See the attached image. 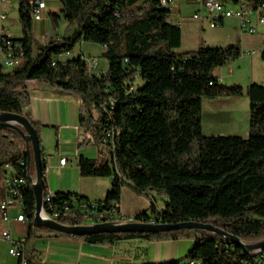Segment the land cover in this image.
<instances>
[{
	"label": "trees",
	"instance_id": "obj_1",
	"mask_svg": "<svg viewBox=\"0 0 264 264\" xmlns=\"http://www.w3.org/2000/svg\"><path fill=\"white\" fill-rule=\"evenodd\" d=\"M256 7L261 0H249ZM62 18L70 36H59L60 16L51 15L52 34L41 41L34 32L28 0H19L22 39L29 51L17 68L0 74V112L25 115L41 141V126L27 111L30 81L71 92L80 100V124L87 137L81 145L96 143L100 159L81 155L83 177H112L104 199L120 204L126 185L136 193L153 190L167 198L159 210L151 202L138 220L156 218L165 223L195 221L239 237L244 243L264 240V82L251 84L250 134L206 136L203 101L241 96L240 85H224L214 70L242 54L239 44L180 51L183 32L170 21V6L162 0H61ZM222 18L218 21L221 23ZM103 46L108 70L97 74L83 54L67 58L78 43ZM264 59V50L262 52ZM27 145L18 130L0 127V168L30 179L35 173ZM43 157V152H42ZM24 162V163H23ZM22 163V164H21ZM43 164L45 160L43 157ZM44 175V168H43ZM30 219L26 253L38 261L31 244L43 235L72 237L89 244L142 238L148 241L193 239L182 259L164 264H264V249L246 251L224 236L203 229L148 233H93L67 235L34 226L36 200L32 187L24 191ZM90 202L78 193H56V200Z\"/></svg>",
	"mask_w": 264,
	"mask_h": 264
},
{
	"label": "crops",
	"instance_id": "obj_2",
	"mask_svg": "<svg viewBox=\"0 0 264 264\" xmlns=\"http://www.w3.org/2000/svg\"><path fill=\"white\" fill-rule=\"evenodd\" d=\"M203 1L173 0L171 2L170 21L179 25L183 32L182 45L179 50H196L201 44L208 46L239 44L242 49L241 56L235 60L226 61L217 67L213 74L219 83L229 86L240 85L244 89V94L241 96L211 99L212 103L207 108L203 101V133L206 136L237 135L248 138L251 101L246 91L251 84L264 82L262 56L264 48L257 57L254 55L257 53L254 49L246 50L248 35L245 34L248 33L243 32L242 29L240 34L236 28L232 32L211 31L207 34L206 24L210 28L220 25L225 27L227 19L230 18L232 21L236 17L223 18L219 25L213 27L209 14H203L205 10L202 5ZM217 1L227 2L226 0ZM231 1L238 6L239 0ZM197 12H201L202 18H194ZM52 14L62 18L61 0H49L43 19L33 26L35 35L39 39L50 36ZM236 19L241 27L240 20ZM257 23L254 22L256 32ZM57 31L56 29L59 35ZM73 31L74 29L66 30L64 35L70 36ZM253 50L255 53H249ZM71 55L72 53L67 58H72ZM108 67L95 72L103 73L108 70ZM27 90L29 101L27 111L41 126L45 186L57 193H78L92 200L104 199L112 187V177H83L80 174L78 161L81 155L92 159H100L101 156L100 146L96 143L81 145L87 134L80 124L79 98L71 92L62 91L38 81L28 82ZM63 157L67 158L65 164L60 163ZM4 173V168H0V202L4 197L2 188ZM33 175L35 176V173ZM136 199L138 198L134 197V200ZM126 203L123 187L120 199L122 212L135 216L146 210L140 206L128 207ZM16 215V210H13L11 221L6 223L2 221L0 213V232L4 227H9L14 237H27L30 226L27 222H17ZM193 244L194 240L188 238L163 241L135 238L113 244H89L76 238L52 234L40 236L31 244V247L35 250L38 259L34 264H164L185 257ZM8 250V243L0 238V264H19L18 259L9 255ZM11 257L14 260L10 261Z\"/></svg>",
	"mask_w": 264,
	"mask_h": 264
},
{
	"label": "built area",
	"instance_id": "obj_3",
	"mask_svg": "<svg viewBox=\"0 0 264 264\" xmlns=\"http://www.w3.org/2000/svg\"><path fill=\"white\" fill-rule=\"evenodd\" d=\"M49 0H28L31 19L33 25L44 17V11L47 8ZM173 0H162L165 6H170ZM18 3L19 0H0V67H8L11 70L17 68L25 61V54L29 48L22 38H17L12 31L6 26L8 20L7 7ZM203 8L211 18V26L218 25L222 18L236 17L241 22L243 32L254 34L256 27L251 17L258 16V23L264 24V0L254 7L249 0H239L237 8H228L224 3L217 0H204ZM194 18H202L201 12H197ZM249 53H255L250 51ZM89 67L94 70L97 66L96 61H89ZM66 157L60 159L61 164H65ZM22 164V163H21ZM4 175L2 179V188L4 197L0 202V213L3 222L9 223L12 219L11 213L16 210L17 222H27L30 226V219L27 217L25 209L24 187H33L35 180H26L23 175L17 172H8V164L4 166ZM56 193L51 189L44 187L40 217L43 220H50L63 225H89L95 223L124 224L130 222H148L155 223L156 218L150 220H138L135 216L127 215L122 212L119 203L106 206L96 200L89 203L79 201L74 197L71 200H56ZM35 216V213H34ZM33 216V219H34ZM32 219V223H33ZM89 220L90 223H86ZM161 222V221H160ZM0 238L8 243L9 255L18 259L19 264H30L26 253V237H14L9 227H4L0 232ZM186 264H203L201 261H187Z\"/></svg>",
	"mask_w": 264,
	"mask_h": 264
},
{
	"label": "water",
	"instance_id": "obj_4",
	"mask_svg": "<svg viewBox=\"0 0 264 264\" xmlns=\"http://www.w3.org/2000/svg\"><path fill=\"white\" fill-rule=\"evenodd\" d=\"M0 127H7L18 130L26 141L27 147L26 154L28 160L33 159L35 166V182L33 184V191L36 200L35 216L33 219L34 226H43L52 231L74 235L84 236L93 233H123V232H137V233H148V232H167L178 229H203L221 236H224L229 242L242 247L246 251H257L264 249V240L258 243L247 244L244 243L239 237L234 236L221 228L215 227L212 223H200L195 221H185L179 223H165L156 221L155 223L148 222H130L124 224H109V223H95L89 225H63L50 220H43L40 217V210L42 206L43 192L45 187V179L43 175V149L41 147V141L39 135L27 119L25 115L11 112H0Z\"/></svg>",
	"mask_w": 264,
	"mask_h": 264
},
{
	"label": "rangeland",
	"instance_id": "obj_5",
	"mask_svg": "<svg viewBox=\"0 0 264 264\" xmlns=\"http://www.w3.org/2000/svg\"><path fill=\"white\" fill-rule=\"evenodd\" d=\"M227 2L220 1L224 3L227 7L231 8H237L238 6L234 2H230V0H226ZM8 9V20L6 21V26L12 31L13 35L17 38H22L23 33H22V26L21 22L19 19V4L14 3L10 6L7 7ZM207 13L206 10L203 11V14L205 15ZM226 20L225 27L224 25L217 26L216 28H210V26H207L206 24V31L207 34H210L211 31H217V32H232L235 28L237 32L240 34L241 33V27L237 23V19L233 18L232 21ZM251 20L254 22L258 21V16L255 14L251 17ZM229 22V23H228ZM257 25V32L253 34H245L248 35L246 44H247V49L246 50H252L254 49L257 53L254 54L259 56L264 48V24H256ZM68 28V23L64 20V18L60 19L59 25L57 27V32L59 35L64 36L66 33V30ZM224 28V30H223ZM204 32V31H203ZM52 34V32H51ZM50 34V35H51ZM49 37V36H48ZM47 37V38H48ZM47 38H42L40 39L41 41H45ZM81 52V53H80ZM104 48L102 45L93 43V42H88L84 41L81 43H78L76 47L72 51V57L78 56L80 54H83L85 58H87L89 61H96L97 67L96 70L100 69H105L109 65V61L107 60L106 57L103 56ZM212 103L211 99H205L204 104L205 107L207 108L210 104ZM125 189V202H127L128 207H133V206H140L144 207L146 210L149 211V207L151 205V202L155 204V206L159 209L162 210L165 208L166 205V196L164 194H161L159 192L149 190L144 193H136L130 186L126 185L124 186ZM137 197L138 199L134 200V197ZM86 223H90L89 220H86ZM14 260L12 257L10 258V261Z\"/></svg>",
	"mask_w": 264,
	"mask_h": 264
},
{
	"label": "bare ground",
	"instance_id": "obj_6",
	"mask_svg": "<svg viewBox=\"0 0 264 264\" xmlns=\"http://www.w3.org/2000/svg\"><path fill=\"white\" fill-rule=\"evenodd\" d=\"M25 58H26V54H25ZM19 67V66H18ZM11 69L8 68V67H0V74L1 73H5L7 71H10ZM24 163V162H23ZM8 172H14V169L12 167V165H8ZM25 177V176H23ZM26 178V177H25ZM26 180H35V176L34 175H31L30 179H27ZM27 189V187H24V191Z\"/></svg>",
	"mask_w": 264,
	"mask_h": 264
}]
</instances>
